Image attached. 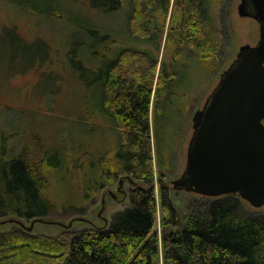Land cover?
Returning <instances> with one entry per match:
<instances>
[{
    "label": "rangeland",
    "instance_id": "obj_1",
    "mask_svg": "<svg viewBox=\"0 0 264 264\" xmlns=\"http://www.w3.org/2000/svg\"><path fill=\"white\" fill-rule=\"evenodd\" d=\"M205 2L212 8L213 27L222 41L220 50L210 58L179 51L172 43L165 46L173 3L163 38L151 44L129 36V0L117 11L94 6L90 0H58L57 9L45 0H0V162L24 151L32 159L46 156L56 169L61 167L51 177L46 194L58 208L46 220L64 224L74 220L71 230L36 223L34 234L57 237L67 231L109 226L117 213L131 207L130 197L139 187L154 189L159 204L164 184L165 198L183 216L224 198L177 191L171 186L186 169L188 147L207 99L241 49L258 44L260 25L239 15L241 0ZM126 48L155 55L168 73H178L170 94L159 105L154 94L152 97L154 177L150 184L136 173L109 181L121 136L102 107L98 78L109 61ZM157 83L156 78V88ZM121 179L126 195L118 192ZM233 197L244 201L238 195ZM245 213L264 215V207ZM162 216L158 209L159 233ZM12 218H0V222ZM14 227L0 225V232Z\"/></svg>",
    "mask_w": 264,
    "mask_h": 264
},
{
    "label": "trees",
    "instance_id": "obj_2",
    "mask_svg": "<svg viewBox=\"0 0 264 264\" xmlns=\"http://www.w3.org/2000/svg\"><path fill=\"white\" fill-rule=\"evenodd\" d=\"M45 1L54 9L59 5L58 0ZM90 1L117 11L126 0ZM172 3L165 46L172 43L179 51L208 58L217 53L222 41L205 0H129V36L151 44L163 38ZM154 56L126 48L99 74L102 107L121 136L110 183L133 173L141 174L148 184L153 182L152 97L159 105L178 78L176 71L168 73ZM72 61L76 67V60ZM29 157L22 151L0 162V218L13 217L26 226L24 221L31 225L57 210L46 194L51 177L61 169L52 166L46 156ZM161 185L159 204L154 189L139 187L132 192L131 207L117 213L109 226L51 237L13 223L16 227L0 232V264H264V215L246 214L252 209L249 204L229 196L183 216L165 198L166 187ZM158 209L163 213L161 233L157 231Z\"/></svg>",
    "mask_w": 264,
    "mask_h": 264
},
{
    "label": "water",
    "instance_id": "obj_3",
    "mask_svg": "<svg viewBox=\"0 0 264 264\" xmlns=\"http://www.w3.org/2000/svg\"><path fill=\"white\" fill-rule=\"evenodd\" d=\"M238 13L259 23V42L241 49L207 99L188 147L186 169L171 188L209 198L238 195L252 208L261 209L264 207V0H241ZM123 187L121 179L119 190ZM7 223L33 232L36 223L71 229L74 220L64 224L35 219L28 227L12 218L0 225Z\"/></svg>",
    "mask_w": 264,
    "mask_h": 264
},
{
    "label": "flooded vegetation",
    "instance_id": "obj_4",
    "mask_svg": "<svg viewBox=\"0 0 264 264\" xmlns=\"http://www.w3.org/2000/svg\"><path fill=\"white\" fill-rule=\"evenodd\" d=\"M118 192L121 193V194L126 195V192H124L122 189L119 190V188H118ZM103 199H104V196H103Z\"/></svg>",
    "mask_w": 264,
    "mask_h": 264
}]
</instances>
